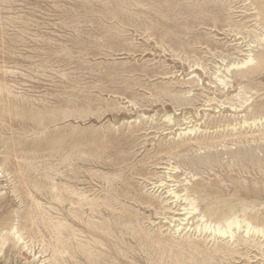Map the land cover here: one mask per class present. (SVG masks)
Here are the masks:
<instances>
[{"label":"rangeland","instance_id":"374dc122","mask_svg":"<svg viewBox=\"0 0 264 264\" xmlns=\"http://www.w3.org/2000/svg\"><path fill=\"white\" fill-rule=\"evenodd\" d=\"M262 2L0 0V264H264L244 225L174 234L184 204L165 193L190 172L217 185L202 212L264 225V127L238 125L264 114V70L214 76L257 44ZM241 88L258 106L223 108Z\"/></svg>","mask_w":264,"mask_h":264},{"label":"bare ground","instance_id":"6f19581e","mask_svg":"<svg viewBox=\"0 0 264 264\" xmlns=\"http://www.w3.org/2000/svg\"><path fill=\"white\" fill-rule=\"evenodd\" d=\"M239 1V0H238ZM233 5V4H232ZM244 5V4H243ZM242 7V6H241ZM246 7V6H245ZM231 8V7H230ZM237 8V7H236ZM241 10V9H240ZM258 10L260 11V13L264 12V2H262L258 8ZM245 11V10H244ZM233 13V12H232ZM212 15V14H211ZM261 15V14H260ZM216 17V16H215ZM231 18V17H230ZM248 18V17H247ZM255 18V17H254ZM246 19V18H245ZM216 20V19H215ZM244 20V19H243ZM242 20V21H243ZM255 22V21H254ZM256 24V23H255ZM249 26V25H248ZM261 26V25H260ZM221 28V26H220ZM249 28V27H248ZM247 28V29H248ZM257 28V27H256ZM227 29V28H226ZM235 29V28H234ZM251 29V28H250ZM264 29V27H263ZM262 29V30H263ZM230 30V29H229ZM256 30V29H255ZM247 32V31H246ZM253 32V31H252ZM243 36V35H241ZM240 42V41H239ZM257 44H250L248 46V49L246 50V52L244 54H242L243 58L233 62L232 64H230L229 66H217L216 68V72H214V76L216 81L218 82V84L220 86H222L223 90H228L230 87H233L232 85V80L230 78V75L232 74L233 71H237L239 74H241L243 77H253L256 74H260L263 70H264V54H256L255 53V48H257L259 45H262V43H264V30L257 36V39L255 41ZM247 44V43H246ZM259 44V45H258ZM244 46V45H243ZM227 48V47H226ZM227 55V53H226ZM237 56V55H235ZM240 57V56H239ZM234 60V59H233ZM229 62V61H228ZM213 73V71H212ZM194 74V73H193ZM214 79V78H213ZM200 80V78H199ZM212 80V79H211ZM165 81V80H164ZM201 81V80H200ZM200 83V82H199ZM215 83V82H214ZM154 84V83H153ZM175 86V85H174ZM198 87V86H197ZM201 87V86H200ZM205 87V86H204ZM170 88V87H169ZM208 88V87H207ZM174 89V88H173ZM179 89V88H178ZM187 89V88H186ZM181 90V89H180ZM211 90V89H210ZM246 90V89H245ZM244 89H240L239 93L236 94V97L238 98L239 102L236 103H231L229 106L227 107H223V108H228L230 111L237 113V112H241L244 109H248V110H252L253 109V105L256 104L258 106V104L256 103V100L254 99V95L245 91ZM186 91V90H185ZM203 92V91H202ZM256 92V91H255ZM164 93V92H163ZM213 95V94H212ZM178 96V94H177ZM176 96V97H177ZM135 99V98H134ZM218 99V98H217ZM183 100V99H182ZM222 100V99H221ZM208 102V101H207ZM134 103V102H132ZM130 103V104H132ZM136 103V102H135ZM123 104V103H122ZM125 104V103H124ZM207 104V103H205ZM264 104V103H263ZM135 105V104H134ZM180 106V105H179ZM183 106V105H182ZM223 106V105H222ZM126 107V106H125ZM135 107V106H134ZM174 107V106H173ZM201 108V107H200ZM263 110H264V105H263ZM144 114V113H143ZM93 116V114H92ZM104 116V115H103ZM67 117V116H66ZM141 117V116H140ZM235 117V116H234ZM169 120L171 121V117H168ZM227 118V117H226ZM143 119V118H141ZM180 119V118H179ZM193 120V119H192ZM251 120V121H250ZM232 121V119H231ZM132 122V121H131ZM191 123V122H189ZM139 124V123H138ZM152 124V123H151ZM238 125H240L241 127H245V126H258L261 125L264 127V114H260L258 112H254L252 113V118H246V115L244 116V118L242 119V121L238 122ZM237 126L234 125L233 128H235ZM230 127V125H227V128ZM131 128V127H130ZM219 128V127H218ZM248 128V127H247ZM249 129V128H248ZM260 129V128H259ZM264 129V128H263ZM184 131V135H196V132L200 130L199 127L197 126H191V127H187ZM182 130V131H183ZM218 130V129H217ZM238 130V129H237ZM205 131V130H204ZM258 133V132H257ZM179 135H181V133H179ZM236 135V134H234ZM32 136V135H31ZM248 137V136H247ZM248 139V138H247ZM254 139V138H253ZM189 141H191L192 139H188ZM236 140V139H235ZM238 140V139H237ZM232 141V140H231ZM240 141V140H239ZM195 143H197L198 145H202V144H206V142H200L198 138H196V140L194 141ZM248 142V140H247ZM251 143V142H250ZM186 144V143H185ZM244 149V148H243ZM247 151V150H246ZM219 154V153H218ZM98 156V155H97ZM177 157V156H176ZM237 163V162H236ZM172 164V163H171ZM163 165V164H162ZM166 165V164H164ZM236 165V164H235ZM37 166V165H36ZM71 166V165H70ZM146 167V166H145ZM163 169H165L167 172L166 173V177L168 179H170V181H173L174 175H176L177 173H179L180 167L179 166H174V165H170L167 167H164ZM213 171V170H212ZM212 173V172H211ZM185 175H191L189 178L186 176L184 178L183 181H185V183H183V189L181 191H178L177 187L175 184L174 185H169L167 187L168 190L165 193H168L167 197H171L174 199L173 203H178L183 202V209L181 210V212L183 211L182 214L185 218L183 219H179V224L175 225L176 229L174 232V234H182L183 232H185L186 230H188V232H190L192 230V227L189 226L190 222L193 220H196V222L198 223L196 225V227L192 230V232L198 233L199 235H202L203 239L205 242H208V239L211 238L212 239H218L220 237H225V235L227 234V231H231L232 228L234 226H237V228L239 229L238 226L244 225L245 226V232L247 233V236L250 235V233L252 234H259V233H263L264 232V225H260L259 224H255L253 221H257L258 217L256 214H252L251 215H247L246 211H249V208H244L243 211V217L241 218L240 215H238L237 211L235 210H231V212L229 214H225L222 213L220 216L219 215V211L220 209L218 208V206H214L213 204H209L208 206V210L207 213H204L201 211L200 209V200L204 201L207 200L208 198H211L214 195V191L213 189H215L217 187L216 184H209V185H202L200 183H198V179L196 177V175H192L190 172L184 173ZM200 175V174H199ZM208 176V175H207ZM200 177V176H199ZM210 177V176H209ZM253 177V176H252ZM251 177V178H252ZM203 178V177H202ZM211 178V177H210ZM221 178V177H220ZM225 178V177H224ZM263 178V177H262ZM154 179V178H153ZM172 179V180H171ZM156 181V180H155ZM207 181V180H206ZM193 182H196V184L194 185ZM165 182L162 180L160 181L159 185H156L155 187L161 188L164 187ZM141 185V184H140ZM81 187V186H79ZM232 190V189H231ZM1 192V191H0ZM229 192V191H228ZM166 198V197H165ZM165 200V199H164ZM41 202V201H40ZM148 205V204H147ZM169 205V204H168ZM164 206V205H163ZM137 208V207H136ZM148 208V207H147ZM149 209V208H148ZM165 211V210H164ZM168 211V210H167ZM171 212V211H170ZM179 212V213H181ZM177 213V212H176ZM150 215V214H149ZM178 216V215H177ZM175 218V217H174ZM167 219V218H166ZM98 220V219H96ZM154 223V222H153ZM160 226V225H159ZM189 226V227H188ZM130 227V226H129ZM14 228V227H13ZM169 228V227H168ZM235 229V228H234ZM133 230V229H131ZM174 230V229H173ZM240 230V229H239ZM171 231V230H170ZM166 232V231H165ZM164 232V233H165ZM168 232V231H167ZM187 232V233H188ZM238 232V230H237ZM18 230L13 229V237L16 239L17 242L21 241L23 242V238L21 237V235L18 234ZM185 233V234H187ZM235 233V232H234ZM233 233V234H234ZM209 234V235H208ZM230 234V233H229ZM239 234V233H238ZM198 235V236H199ZM244 235V234H243ZM239 236V235H237ZM232 237V236H230ZM258 237V236H257ZM26 238V237H25ZM200 238V237H199ZM228 238V237H226ZM4 239V238H3ZM231 239V238H230ZM235 239V238H233ZM210 240V239H209ZM232 240V239H231ZM233 241V240H232ZM263 241V240H262ZM30 242V241H29ZM228 242V241H227ZM230 242V241H229ZM240 242H247L244 240H241ZM27 244V243H26ZM34 244V243H33ZM25 246V244H24ZM143 246V245H142ZM212 246V245H211ZM30 247V246H29ZM52 247V246H51ZM27 248V247H26ZM254 249V248H253ZM28 250V249H27ZM34 250V249H32ZM245 250V249H244ZM249 250V249H248ZM251 252V251H250ZM263 254V253H262ZM36 257V256H35ZM38 257V256H37ZM245 257V256H244ZM252 257V256H251ZM259 257V256H258ZM251 259V258H250ZM255 260V259H254ZM150 261V260H149ZM152 261V260H151ZM153 262V261H152ZM235 264V263H233ZM255 264V263H254ZM263 264V262H262Z\"/></svg>","mask_w":264,"mask_h":264}]
</instances>
